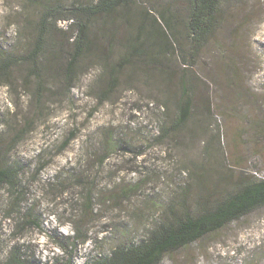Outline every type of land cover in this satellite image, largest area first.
<instances>
[{
	"label": "rangeland",
	"instance_id": "374dc122",
	"mask_svg": "<svg viewBox=\"0 0 264 264\" xmlns=\"http://www.w3.org/2000/svg\"><path fill=\"white\" fill-rule=\"evenodd\" d=\"M58 26L65 29V22ZM128 32L118 28L119 36ZM68 34L52 35L67 51ZM90 35L93 56L119 57L120 47L107 45L99 28ZM36 36L34 9L25 0H0V54L26 60ZM96 63L92 58L77 66L70 90L56 69L42 80L33 77L28 61L12 68L8 83L0 82V159L13 149L3 160L22 169L24 209L41 223L21 231L19 217L8 215L9 191H1L0 264L15 252L32 264L65 260L56 241L74 234L70 221L89 237L72 252L73 264H83L142 237L182 202L193 204L202 187L221 192L238 176H264V0L232 11L195 58L187 75L196 110L167 136L160 127L175 121L182 62L175 56L152 66L133 60L114 71L112 88ZM109 140L117 145L112 150L105 146ZM88 190L91 212L84 216ZM161 264H264V207Z\"/></svg>",
	"mask_w": 264,
	"mask_h": 264
},
{
	"label": "trees",
	"instance_id": "16d2710c",
	"mask_svg": "<svg viewBox=\"0 0 264 264\" xmlns=\"http://www.w3.org/2000/svg\"><path fill=\"white\" fill-rule=\"evenodd\" d=\"M250 1L253 0H25L37 15V36L26 60L0 54V82L8 83L12 68L28 61L33 77L42 80L47 76V71L56 69L65 89L70 90L77 78V66L86 59L94 58L101 72L109 76L112 88L116 75L114 71L131 61L152 66L175 56L185 68V79L176 100L175 121L169 126L160 127L161 135L167 136L171 130H180L196 110V90L193 84L188 83L190 76L187 71L192 69L195 58L210 39L214 35L217 37L228 15L235 9L247 6ZM61 21L65 22V29L58 26ZM119 27H125L129 32L119 36ZM96 28L107 36V45L120 47L121 53L116 60L109 54L104 57L91 54L95 39L90 31ZM57 30L69 33L68 41L71 40L68 51L52 38ZM39 64L43 66L41 72L38 71ZM72 138L70 136L64 141L60 151L68 146ZM105 146L112 150L117 145L109 140ZM12 150L8 149L5 153L9 154ZM5 153L2 152L3 159ZM106 158L108 155L103 160ZM225 162L228 164L227 160ZM229 168L233 175V168ZM21 171L8 159L0 164V192L8 190L11 196L8 215L19 217L18 227L24 231L39 228L41 223L31 210L24 209L26 188L20 179ZM202 189L203 192L198 194L193 204L182 202L174 213L163 215L142 237L117 244L108 254L96 256L83 264H161L171 253L264 207V176H238L221 192L205 187ZM89 190L85 196L84 216L91 212L92 194ZM70 222L74 226V234L56 239V244L68 257L65 260L55 259L56 264H73L74 248L78 243L89 240L80 233L77 222ZM3 264L32 263H26L15 252L8 255Z\"/></svg>",
	"mask_w": 264,
	"mask_h": 264
}]
</instances>
